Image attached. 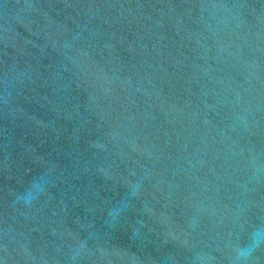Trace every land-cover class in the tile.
I'll return each mask as SVG.
<instances>
[{
  "label": "water",
  "instance_id": "1",
  "mask_svg": "<svg viewBox=\"0 0 264 264\" xmlns=\"http://www.w3.org/2000/svg\"><path fill=\"white\" fill-rule=\"evenodd\" d=\"M0 264H264V0H0Z\"/></svg>",
  "mask_w": 264,
  "mask_h": 264
}]
</instances>
